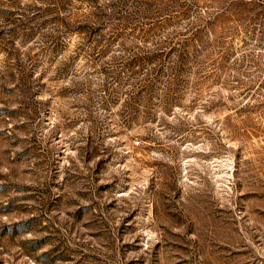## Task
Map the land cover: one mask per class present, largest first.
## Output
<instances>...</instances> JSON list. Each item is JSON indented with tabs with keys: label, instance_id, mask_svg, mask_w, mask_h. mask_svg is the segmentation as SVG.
<instances>
[{
	"label": "rangeland",
	"instance_id": "obj_1",
	"mask_svg": "<svg viewBox=\"0 0 264 264\" xmlns=\"http://www.w3.org/2000/svg\"><path fill=\"white\" fill-rule=\"evenodd\" d=\"M0 264H264V0H0Z\"/></svg>",
	"mask_w": 264,
	"mask_h": 264
}]
</instances>
